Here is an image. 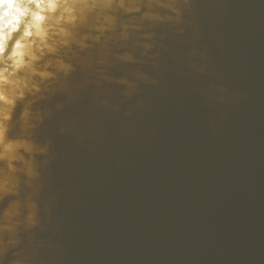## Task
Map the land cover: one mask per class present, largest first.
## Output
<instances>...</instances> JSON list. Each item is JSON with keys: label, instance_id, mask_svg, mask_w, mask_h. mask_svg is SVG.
<instances>
[{"label": "clouds", "instance_id": "9594fccd", "mask_svg": "<svg viewBox=\"0 0 264 264\" xmlns=\"http://www.w3.org/2000/svg\"><path fill=\"white\" fill-rule=\"evenodd\" d=\"M262 31L264 0H0V264H264L256 243L223 255L102 252L79 242L87 219L72 220L76 207L99 214L111 179L101 167L105 147L136 132L148 90L171 87L167 38L182 45L175 82L215 110L249 95L234 80ZM228 116L213 117L210 130ZM141 130L151 137L152 123ZM63 137L70 142L61 146ZM61 162L71 165L70 191L56 180Z\"/></svg>", "mask_w": 264, "mask_h": 264}, {"label": "water", "instance_id": "95a60500", "mask_svg": "<svg viewBox=\"0 0 264 264\" xmlns=\"http://www.w3.org/2000/svg\"><path fill=\"white\" fill-rule=\"evenodd\" d=\"M167 39L163 76L171 87L148 90L151 104L138 116L136 132L126 140L113 136L105 147L101 167L111 179L99 214L91 205L73 209L74 223L87 219L79 242L102 252L152 256L223 255L250 243L264 246V31L234 80L236 87H249V95L215 110L200 105L191 86L175 82V53L182 45ZM211 47L213 59L222 61L219 45ZM62 98L57 94L50 103ZM222 111L229 116L213 132L209 122ZM148 121L151 137L141 130ZM69 142L59 139L61 146ZM70 167L61 162L56 176L69 191Z\"/></svg>", "mask_w": 264, "mask_h": 264}]
</instances>
